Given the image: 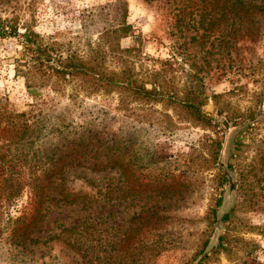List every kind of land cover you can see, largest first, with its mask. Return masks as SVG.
Here are the masks:
<instances>
[{
	"label": "rangeland",
	"instance_id": "374dc122",
	"mask_svg": "<svg viewBox=\"0 0 264 264\" xmlns=\"http://www.w3.org/2000/svg\"><path fill=\"white\" fill-rule=\"evenodd\" d=\"M114 1L0 0L6 32L0 35V155L26 149L34 153L39 141L21 145L19 139L6 146L14 134L11 124L17 125L18 113L38 98L67 104L69 85L45 77L67 55L91 58L107 49L100 37L112 27ZM124 1L134 35L111 39L112 46L118 45L126 58L133 56L129 49L134 46V70L145 80L153 79L154 69L157 80L166 79L180 92L185 82L196 83L206 97L202 109L217 123L213 131L204 130L164 101L152 106L168 117L155 113L153 124L135 117L121 121L116 113L103 127L116 138V162L108 172L115 187L110 199L94 201L88 195L104 185L107 173L70 169L63 180L47 184L38 177L48 196L60 201L42 204L47 205L45 215L28 237L47 238L64 225L85 220V227L69 236L78 240V248L66 244L67 235L47 238L44 244L25 238L17 218L29 216L33 196L24 185L16 198L0 197V264H195L199 258L200 264H264V13L232 45L225 0H196L197 7L183 6L182 0ZM200 10L206 11L202 22ZM213 18L220 20L207 24ZM23 33L47 47L50 57L49 66L42 67L43 79L32 86L35 95L23 74L37 52L26 47ZM105 55V65L112 69L115 55ZM116 98L114 92L89 95L83 100L92 106L83 110L113 107ZM73 118L74 123L80 116ZM212 139L220 142L216 152ZM0 169L4 174L9 170L3 162ZM14 169L12 182L31 181L28 168ZM13 227L18 237L8 236Z\"/></svg>",
	"mask_w": 264,
	"mask_h": 264
},
{
	"label": "trees",
	"instance_id": "16d2710c",
	"mask_svg": "<svg viewBox=\"0 0 264 264\" xmlns=\"http://www.w3.org/2000/svg\"><path fill=\"white\" fill-rule=\"evenodd\" d=\"M184 1H186V4L183 6L197 7L198 5L196 0H182V2ZM199 1L208 2V0ZM225 1L227 11L224 13V20L228 27V36H226L228 41L230 40V44L233 45L236 40L247 35L249 32L247 26L251 23L252 19L256 15L264 13V0ZM110 6L113 10V24L111 28L103 30L100 37L101 41L104 42L101 47L107 43V49H104L102 54L91 58L67 55L63 59L58 60L57 66L55 64L51 66L53 73L45 77V79H52V83L63 82L69 85L70 90L66 94L67 104L63 106L57 105L56 101L54 102V97L47 98L48 101L38 98L29 105L28 110L18 113V116L15 115L18 117V124H11L14 134H10L9 137L11 139L7 141L6 146L10 143H18L19 139L20 141L22 140L21 145L39 141L34 153L29 155V150L26 149L25 151L14 152L9 156L5 154L0 155V162L6 163V167L9 168L6 174L0 169V197L4 199L16 198L24 190V185H28L29 191L32 192L33 201L29 216L22 215V217L17 218L18 221L22 222V234L25 235V238H28L29 242L44 244L47 238L56 239L61 236L66 237L67 235L65 241L69 247L73 248L79 245L76 238L70 239L69 236L79 230L81 231L85 227V220L64 225L57 233L48 235L47 238L45 235L37 236L35 239L28 237V231L37 222H40L42 215H45L47 205L42 206V204L45 201H60L55 196H48L45 184H42L38 177L41 176L40 178L45 179L47 184L49 182H57V179L63 180V176L70 169L85 168L89 172L107 173L102 177L105 180V182H102L104 185L96 186L92 193L88 195L89 200L94 201L110 199L115 187L113 176L108 172L110 168L113 169V165L116 162V156H113L116 149V138H114L115 136L112 132H106V129L103 127L108 125V121H111L116 113L120 114L121 121L135 117L136 119H140L141 122L147 119L150 124H153L154 121H157L153 115L155 113L158 116L161 115L163 118L168 117L167 114L158 112L152 106V103L164 101V103L178 108L204 130L213 131L217 123L215 118L208 116L202 109V106L206 102V97L203 95L201 87L196 83L191 81L185 82L183 90L180 92L174 87L169 86L166 83L168 82L166 79L157 80L155 75L157 76L158 73L154 69L150 70L154 74L153 79L145 80L144 77L134 70V62L132 60L136 55L134 46L129 49L130 52L133 51L131 58L124 57L122 49L118 45L112 46L111 39L118 41L120 38L128 35L133 37L134 34L131 32L130 25L125 20L126 2L124 0H115ZM99 10H103V7ZM205 12L204 10H200L201 22L205 19ZM220 18H213L210 20L211 22L208 20L207 24L216 23ZM10 31L13 33L15 30L12 28ZM4 33L6 32L3 30L0 21V35ZM22 35L25 38L26 47L37 52L36 55L32 54L30 56L33 62L26 67L23 74L26 87L35 95L36 90L32 86L37 81L43 79L45 70L42 67L44 64L46 67L49 66L47 63L50 57L47 53V47L41 46L35 38L32 39L27 33H23ZM33 44L34 46H32ZM106 52L115 55L112 69H108L105 65ZM35 72L39 76H35ZM53 78L55 79L53 80ZM54 91L57 92L58 89H54ZM79 91H81V97H78ZM100 92L104 94L114 92L117 97L115 106L110 107L99 104L94 105L95 112L83 110H87V106H92L86 105L83 99ZM217 96L213 95V97ZM49 101L51 103L47 106L48 109L44 111L43 109ZM139 103L147 105L144 108L135 106ZM73 115H79L80 119L73 123ZM85 115H87V118ZM249 117L252 118V114H249ZM104 121H107V124ZM97 123L101 125L100 129L94 126H98ZM69 126L70 128H68ZM42 132L45 134L49 133L50 136L43 139L41 136ZM99 133H101L100 137L97 135ZM211 142L214 143L216 152L220 147V142L215 139H212ZM25 167L30 170L29 175L33 174V176H30L31 181L12 182L9 174L12 172L16 174L14 168ZM36 169L39 171V175ZM223 180H227V178L223 176ZM90 190L92 189L90 188ZM60 192L63 193L62 190ZM71 199H74L73 196ZM209 211L211 215L215 214V208H211ZM15 230L18 232V228L13 227L12 231L8 232V236L11 237L12 233H14L18 237ZM41 238L43 239L40 240ZM202 245L201 249L205 246V241ZM200 262L201 258L195 264H200Z\"/></svg>",
	"mask_w": 264,
	"mask_h": 264
}]
</instances>
